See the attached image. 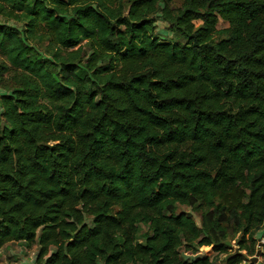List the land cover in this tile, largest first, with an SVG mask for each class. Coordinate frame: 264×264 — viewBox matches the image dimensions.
<instances>
[{
    "label": "trees",
    "instance_id": "obj_1",
    "mask_svg": "<svg viewBox=\"0 0 264 264\" xmlns=\"http://www.w3.org/2000/svg\"><path fill=\"white\" fill-rule=\"evenodd\" d=\"M260 238L264 0H0V249L264 264Z\"/></svg>",
    "mask_w": 264,
    "mask_h": 264
},
{
    "label": "rangeland",
    "instance_id": "obj_2",
    "mask_svg": "<svg viewBox=\"0 0 264 264\" xmlns=\"http://www.w3.org/2000/svg\"><path fill=\"white\" fill-rule=\"evenodd\" d=\"M179 5V2L173 3L174 7H177ZM201 22L198 21L197 24H200ZM229 23L224 21V20H220L219 24H218V29H222L225 27H228ZM156 33L161 35V36H168V37H173L175 38L174 35L170 34L169 29H168V24L164 21H160L159 25L157 27ZM218 36V38L222 37V35H216ZM215 36V37H216ZM180 210L183 211H187V212H192V209H190L187 206H180ZM196 220L199 222L200 221V214L198 212H193ZM264 239V238H262ZM261 242V245L258 244L257 248H262V244L264 242H262L261 238L259 240ZM259 242V243H260ZM231 246L233 249H236L238 247L237 244V240L234 239L231 242ZM39 253V245L38 244H34L31 247H28L26 245L25 242L22 241H12V242H8L7 244H5V246L3 248L0 249V264H39L37 262V254ZM231 253V252H230ZM229 254H222L219 257V262L218 264H222V260L226 259L227 256L230 255ZM211 255L212 257L217 255V252L214 253L211 251L210 248L207 247H202L199 249V251L192 255V258L195 257H202V256H206V255ZM186 258H191L188 255H186ZM262 260V257H259V261Z\"/></svg>",
    "mask_w": 264,
    "mask_h": 264
},
{
    "label": "water",
    "instance_id": "obj_3",
    "mask_svg": "<svg viewBox=\"0 0 264 264\" xmlns=\"http://www.w3.org/2000/svg\"><path fill=\"white\" fill-rule=\"evenodd\" d=\"M227 243L229 245H231V241H227ZM260 245H261V243H260ZM260 255H261V249L259 247L257 254L254 257H252L251 261L257 262L259 260Z\"/></svg>",
    "mask_w": 264,
    "mask_h": 264
},
{
    "label": "built area",
    "instance_id": "obj_4",
    "mask_svg": "<svg viewBox=\"0 0 264 264\" xmlns=\"http://www.w3.org/2000/svg\"><path fill=\"white\" fill-rule=\"evenodd\" d=\"M261 240H262V242H264V239L261 238Z\"/></svg>",
    "mask_w": 264,
    "mask_h": 264
},
{
    "label": "crops",
    "instance_id": "obj_5",
    "mask_svg": "<svg viewBox=\"0 0 264 264\" xmlns=\"http://www.w3.org/2000/svg\"><path fill=\"white\" fill-rule=\"evenodd\" d=\"M260 234V233H259Z\"/></svg>",
    "mask_w": 264,
    "mask_h": 264
}]
</instances>
